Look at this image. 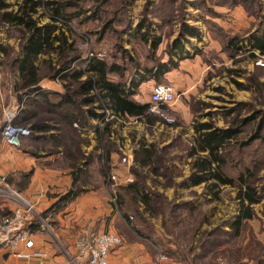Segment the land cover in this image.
<instances>
[{"label": "rangeland", "instance_id": "374dc122", "mask_svg": "<svg viewBox=\"0 0 264 264\" xmlns=\"http://www.w3.org/2000/svg\"><path fill=\"white\" fill-rule=\"evenodd\" d=\"M249 1L245 11L251 22L237 34L230 26L231 13L221 6L226 3L231 8L233 0H82L77 7L67 8L65 20L55 21L43 6L35 15L40 24L55 23L66 37H71L82 60L96 56L109 65L120 67L124 77L115 74L111 78L122 82L131 78L133 66L152 68L167 62L172 43L179 39L184 43L187 41V38L183 40L185 36L181 38L183 25L196 28L199 34L209 32L207 42L197 45L199 56L196 58L197 52L192 49L188 53L192 54L190 60L196 58L197 61L189 63H198L200 74L192 72L195 63L186 69L190 79H185L192 85L191 94L177 96V104L185 106L186 112H175L172 105L168 114L175 120L174 124H166L151 114L158 120L157 126L144 129V135L154 142L153 164L142 169L137 162L128 165L126 159L123 163L127 167L124 174L127 178L122 183L118 179L114 185L104 184L112 211L127 216L134 230L160 247L152 261L165 255L166 264H170L173 256L182 261L186 259V264H264V197L254 206V218L247 220L236 234L231 226L240 213L238 187L222 186L216 198L208 192L206 185L187 187L197 159L190 156L196 144L191 134L193 124L210 123L215 128L228 129L234 128L239 120H245L243 125H236L241 133L224 151L228 163L226 172L238 182L240 176L248 178L251 174L250 180L264 196V56L255 58L243 52L233 58L235 53L228 47L234 36L242 40L260 28L264 35V0ZM0 26L5 36L0 48L8 51L5 55L0 49L4 54V60L0 62L1 73L5 78L15 79L10 90L22 94L18 97L24 110L31 99L19 88L21 83L15 75L18 69L13 65L14 59L21 55L23 35L20 29ZM142 35L161 38L160 49L155 52L144 42ZM163 83L168 82L162 78L156 84ZM96 106L103 116L101 121H110V111L99 96ZM1 113L0 128L3 126ZM48 119L59 123L56 116ZM131 132L136 137L140 131ZM103 144L108 151L104 139ZM112 149L118 153L120 161L122 153ZM88 160L91 169L94 168L92 165L100 168L99 174L106 182V174L112 171L104 170L108 167L107 156ZM132 186L142 190L143 196ZM103 232L89 235L97 236ZM112 234L119 236L123 244L120 235Z\"/></svg>", "mask_w": 264, "mask_h": 264}, {"label": "crops", "instance_id": "0c3cea01", "mask_svg": "<svg viewBox=\"0 0 264 264\" xmlns=\"http://www.w3.org/2000/svg\"><path fill=\"white\" fill-rule=\"evenodd\" d=\"M21 2L22 0H8L7 3L10 8L7 11L17 12L18 5ZM249 3V0H233L231 8L226 3L221 5L224 11L231 13L232 19L230 20L232 22L230 26L234 30V34H237L240 28L244 29L245 25L249 27L251 18H248L249 16L245 11ZM223 24L221 22L222 27ZM3 25L9 27L6 23ZM1 27L0 43L5 40V36L1 31L3 27ZM261 32L262 28L256 33H250L245 39H240V50L234 54L233 58L243 52H248L251 56L253 54L256 57L261 56L259 51L252 48L253 39L264 36ZM141 37L144 38V35ZM208 37H210L209 32L204 33L202 31V34L200 33L198 37L186 36L183 40L187 38V41L185 43L182 41L179 47H176V42L175 44L173 42L171 51L168 53V60L163 63L167 65V69L159 77V81L149 73V70L154 73L158 66L149 68L150 66L141 67L138 65L133 66V74L126 82L111 78L115 74H118L121 78L124 77L122 69L117 67L109 73V81L118 83L123 90L131 94L130 99L139 105H149L153 88L162 78L168 82L163 84L173 86L178 97L180 94L183 96L190 95L192 85L185 79L186 77L189 78L186 69L195 63L190 64L189 62L197 61L196 58L199 56L197 45L203 44L204 41L207 42ZM67 38L71 43V37L67 36ZM232 38L239 37L234 36ZM148 40L153 41V38L150 37ZM194 41L196 42L195 45L193 44ZM162 43L163 41L155 52L160 49ZM148 44L150 45V43ZM190 49L197 52L194 54L195 60H190L192 55H189ZM231 51L235 53L233 48ZM3 60L4 54L0 51V62ZM44 60L55 63L57 57L56 55L41 56L39 62L42 63ZM197 64L195 63L192 67V72L200 74V66L197 67ZM15 75L19 78V71ZM0 77L2 91L7 96L6 104L15 105L19 103L18 94H22L10 90V86L15 83V79L11 78V80L7 76L5 78L1 73V66ZM85 78L86 76L83 79ZM146 78L148 79L145 81ZM64 84L65 82L60 79L45 77L38 86L42 92L54 94V96H51V101L58 103L59 97L65 94ZM177 103L178 99L174 104L175 106L173 105L174 108L172 107L173 110L178 113L186 112V107ZM33 108L39 116L41 114L46 115L48 118L54 116L52 113L48 114V108L50 107L44 101L40 102V106ZM107 109L110 111V121L102 122L101 118H89L85 125H78L79 128L75 127V124H77L75 123L74 128L76 129L70 128V131L74 134L67 129L64 130V125L61 123H53L47 117H41V115L40 119H45L52 128L56 129L42 134L40 138H36L37 134L33 132L31 136L21 138L19 147L1 146L0 175L7 178L9 184L20 194L22 200L32 206L35 211L26 226L29 238L34 242L35 247L33 250H26L24 246H21L19 252L30 255L34 252H40L45 254V257H24L0 248V264H89L87 259L77 257L76 242L82 234L103 231L116 233L123 238V244L111 251V264H145L152 261L160 251V247L156 243L143 238L138 230L131 227L127 216L112 211L107 203L108 198L104 190V184H108V177L111 174H115L121 183L123 179L127 178V175H124L127 167L123 163V159H127L128 165H132V163H136L137 154L142 161L145 160L144 154H142L143 150H155L152 138L144 135V129L145 127L154 128V125L157 126L156 122L158 120L153 119L152 116L138 118L130 117L127 114L116 115L109 108V105ZM1 111L0 127L2 124ZM28 126L32 128V124H28ZM195 126L196 123L193 124L191 131L193 139L197 137ZM138 129L140 131L139 135L132 136L131 130ZM102 130L104 131V141L108 151L105 150L104 144L102 145L100 134ZM61 131L63 132L61 133ZM62 135L63 139L60 144ZM112 148H116L122 153H119V155H122L120 161L117 158L118 153L112 152ZM49 149H51L50 152L47 151ZM105 156L109 161L107 162L108 167H104V170H112L110 174H106V182L99 174L100 168L97 169L96 166L92 165L94 168L91 169L88 160L91 157L97 160V158H104ZM137 163L142 169L150 168L153 164L143 165L141 162ZM96 185H99V187H92ZM203 185L205 184L200 186ZM187 187L189 189L196 188L190 184V181ZM70 191H77L78 195L62 208L53 209L55 202ZM141 195L143 196L142 193ZM15 206L0 202V215L10 213L15 209ZM43 214L45 217H43ZM173 248L174 246H172ZM170 261V264H186V259L182 261L174 256L170 257Z\"/></svg>", "mask_w": 264, "mask_h": 264}, {"label": "trees", "instance_id": "16d2710c", "mask_svg": "<svg viewBox=\"0 0 264 264\" xmlns=\"http://www.w3.org/2000/svg\"><path fill=\"white\" fill-rule=\"evenodd\" d=\"M7 1L0 0V24L6 23L9 27L20 29L22 32L24 44L21 53H19L21 55L14 59L13 65L19 71L21 83L19 88L23 89L31 99L17 121L19 125L28 126V124H32V134L33 132L37 134L36 138H40L42 134L56 129L52 128L45 119H40L39 114L32 111V107H38L40 102L44 101L50 107L48 108V114L52 113L54 116H58L57 120L64 125V130L70 131V128L75 130V123L82 126L87 123L89 118L100 119L103 117L96 106L97 96L103 101L105 107L108 108L109 105V108L116 115L127 114L130 117L138 118L151 116L148 112L149 105L135 103L130 99V93L123 90L118 83L109 81V73L114 71L116 67H120L109 65L105 60L98 59L96 56L82 60L81 52L76 48V44L73 41L71 43L68 41L60 27L55 23L40 24L39 20L35 18L38 9L43 6L48 15L53 17L55 21L59 18L65 20L68 16L66 13L67 8L77 7V3L82 0H22L15 13L7 11L10 8ZM182 28L183 35H181V38L184 36H199L198 30L192 26L183 25ZM143 39L146 43H150L151 48L154 50L162 42L159 37L150 41L144 35ZM180 41L182 40L179 39L176 42V47H179ZM253 41L252 48L259 51L261 56H264V36L255 38ZM240 42L239 38H231L228 42L229 49L233 48L236 54L240 50ZM0 49L7 55L8 51L6 49L3 47ZM51 55H56L57 61L55 63L46 60L42 63L39 62L41 56ZM252 57L256 58V55L253 54ZM166 69V64H160L154 73H152V70H149V73L159 81V77ZM85 76L86 78L83 79ZM45 77L60 79L65 82V94L59 97L58 103L51 101V96H54V94L40 90L38 85ZM237 85L242 86L238 83ZM29 107L31 108L29 109ZM48 120L53 121V119ZM248 121L246 120L247 124H249ZM243 122L245 120H239L234 128L228 129L215 128L210 123L196 124V144L190 153L191 157H197L193 166L194 172L189 179L193 187L205 184L208 192L212 193L215 198L222 186L238 187L240 213L231 226L236 234L240 233L242 225L247 220L254 218V206L259 205L264 197L250 180L251 174L248 178H245L244 175L240 176L238 182L236 179L230 178L226 172L228 163L224 151L241 133L236 125L241 126ZM100 134L103 140L104 131H100ZM62 139L63 135L60 144ZM204 153L206 155L202 156ZM142 154H144L145 160L142 161L137 154L136 162H141L143 165L153 163L154 149L143 150ZM248 171L247 174L250 173V170ZM132 187L136 189V187ZM141 191L138 188L136 189V193L139 195H141ZM77 193V191H70L60 197L59 202L55 204V207L53 206V209L62 208L70 203L78 195ZM147 198L148 196L146 202L149 203V198ZM43 217H45L44 214Z\"/></svg>", "mask_w": 264, "mask_h": 264}, {"label": "built area", "instance_id": "2783aa9c", "mask_svg": "<svg viewBox=\"0 0 264 264\" xmlns=\"http://www.w3.org/2000/svg\"><path fill=\"white\" fill-rule=\"evenodd\" d=\"M1 82L0 77V108L3 112L0 148L2 145L19 147L21 138L31 136L32 129L29 126H21L17 123L23 106L19 103L15 105L6 104L7 96L2 91ZM176 101L177 94L173 86L169 84L155 85L150 95L148 112L164 120L166 124L172 125L175 120L169 116L168 111ZM75 127L79 128L78 124H75ZM123 161L126 162V159ZM117 180V176L111 174L108 177V184L114 185ZM0 202L16 205L10 213L0 215V248L24 257H45V254L40 252H34L32 255L19 252L21 246H24L26 250H33L35 247L26 229L35 211L32 206L22 200L20 194L2 175H0ZM115 209L118 211L116 206ZM121 244L122 239L109 232H103L97 236L86 234V236L79 237L76 242L77 257L87 259L89 264H111L109 261L111 249ZM166 261L167 257L165 255H159L155 260L146 264H166Z\"/></svg>", "mask_w": 264, "mask_h": 264}]
</instances>
